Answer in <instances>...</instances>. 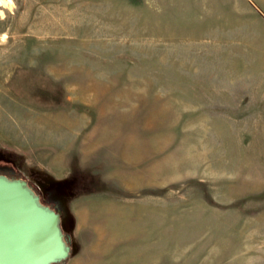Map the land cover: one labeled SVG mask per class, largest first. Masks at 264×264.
Masks as SVG:
<instances>
[{"label": "rangeland", "instance_id": "rangeland-1", "mask_svg": "<svg viewBox=\"0 0 264 264\" xmlns=\"http://www.w3.org/2000/svg\"><path fill=\"white\" fill-rule=\"evenodd\" d=\"M0 175L52 264H264V0H0Z\"/></svg>", "mask_w": 264, "mask_h": 264}, {"label": "water", "instance_id": "water-1", "mask_svg": "<svg viewBox=\"0 0 264 264\" xmlns=\"http://www.w3.org/2000/svg\"><path fill=\"white\" fill-rule=\"evenodd\" d=\"M68 254L59 212L40 204L24 180L0 175V264H52Z\"/></svg>", "mask_w": 264, "mask_h": 264}, {"label": "crops", "instance_id": "crops-1", "mask_svg": "<svg viewBox=\"0 0 264 264\" xmlns=\"http://www.w3.org/2000/svg\"><path fill=\"white\" fill-rule=\"evenodd\" d=\"M91 245V248L87 251L78 254V256H73V258L70 259V264H96L93 263L92 260L99 261L100 258H105V254L97 242H94Z\"/></svg>", "mask_w": 264, "mask_h": 264}, {"label": "trees", "instance_id": "trees-1", "mask_svg": "<svg viewBox=\"0 0 264 264\" xmlns=\"http://www.w3.org/2000/svg\"><path fill=\"white\" fill-rule=\"evenodd\" d=\"M64 239V238H63ZM64 242H65V240H64Z\"/></svg>", "mask_w": 264, "mask_h": 264}]
</instances>
